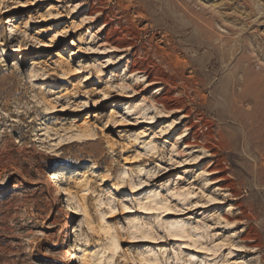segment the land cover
I'll return each instance as SVG.
<instances>
[{
  "label": "rangeland",
  "instance_id": "obj_1",
  "mask_svg": "<svg viewBox=\"0 0 264 264\" xmlns=\"http://www.w3.org/2000/svg\"><path fill=\"white\" fill-rule=\"evenodd\" d=\"M155 257L264 264V0H0V264Z\"/></svg>",
  "mask_w": 264,
  "mask_h": 264
},
{
  "label": "bare ground",
  "instance_id": "obj_2",
  "mask_svg": "<svg viewBox=\"0 0 264 264\" xmlns=\"http://www.w3.org/2000/svg\"><path fill=\"white\" fill-rule=\"evenodd\" d=\"M94 8V7H93ZM204 9H205V7H203ZM119 13V12H118ZM100 14V13H99ZM214 17V16H213ZM116 18V17H115ZM216 19V18H215ZM218 19V18H217ZM194 21H195V23L197 24V22H200V23H203V25H205V26H211V21H208V20H204V18H203V16H201L200 14H195V16H194ZM197 21V22H196ZM219 21V20H218ZM118 22V21H117ZM117 22L115 23V24H117ZM220 22V21H219ZM127 28V27H126ZM122 31V30H121ZM126 33V32H125ZM106 41H107V43L109 44V42H110V40H109V38H107L106 39ZM120 41V40H119ZM118 41V42H119ZM117 42V41H116ZM24 41L22 40V39H18L15 43H14V49H13V52H15V53H17V54H19V53H21V51L23 50V47H24ZM109 45H112V44H109ZM108 45V46H109ZM127 49H129V48H125L124 47V49H121V52H124V51H126ZM117 50H109L108 52H116ZM1 54H2V56H4V57H9V55L7 54V52H5V50H4V48H1ZM159 57V56H158ZM160 62H163V64H164V66H169V64L166 62V60L164 59H161V61ZM170 63V62H169ZM157 65V64H156ZM154 66V65H153ZM159 66V65H158ZM169 68V67H168ZM180 73V72H179ZM179 73H177V75L179 74ZM138 74H143L144 75V72H138ZM175 74V73H174ZM181 75V74H180ZM179 75V76H180ZM145 76V75H144ZM146 77V76H145ZM178 78V76L176 77V79ZM173 79V78H172ZM179 79V84L178 85H180L183 89H184V91H188V86L186 85V83H188V84H190L189 82H191V80L190 79H183V78H181V77H179L178 78ZM256 79V78H255ZM152 82V81H151ZM148 83V86L150 87L151 85H158V84H163L165 81H164V79H154L153 80V82L152 83ZM163 82V83H162ZM174 82V81H173ZM167 83L168 84H170V82L169 81H167ZM176 83V82H175ZM175 83H173L172 85H173V87L174 86H176L177 87V84H175ZM255 83V82H254ZM248 85V84H247ZM193 88V87H192ZM192 88H191V91H193L192 90ZM178 90V89H177ZM190 90L188 91L189 93L191 92ZM170 92V91H169ZM194 92H195V90H194ZM168 93V92H167ZM179 93V92H178ZM166 94V93H165ZM192 94H196V93H192ZM164 95V94H163ZM171 95V94H170ZM182 95H184L182 92L181 93H179V95L178 96H182ZM190 95V94H189ZM197 96V94L195 95V96H191V97H193V100H195V97ZM158 99H161V98H158ZM170 100H171V98L170 97H167V98H163V100L162 101H157L158 103L157 104H161L162 106H163V108L165 107L166 108V106H168L167 105V103H165V101H169L170 102ZM174 105V104H173ZM178 108V107H177ZM183 108V107H182ZM181 108V109H182ZM184 109V108H183ZM179 110V109H178ZM178 112V111H177ZM181 111L179 110V113H180ZM189 114V113H188ZM185 116V115H184ZM189 116V118H190V115H188ZM188 116H185L184 117V119L185 118H188ZM153 122H148V124H152ZM204 138H205V136H204ZM204 138H201L200 140L201 141H198L197 140V138L196 137H193V140L194 141H197L196 143H198V142H202L201 144L202 145H196V146H194V145H192V146H194V147H199V148H202V146H203V144H205L204 142H207V140L208 139H205L204 140ZM199 144V143H198ZM186 148H192L191 147V145H187L186 146ZM204 148V147H203ZM49 179H53L54 180V183L51 185V187L52 188H54L55 187V189H56V191L58 192V191H60V186H59V183L57 184L56 183V176H54V173H50L49 174ZM214 184V183H213ZM113 189H114V191H117V192H119V189H117V187H115V185L113 186ZM150 202L148 203V205H145V207H143L142 209H144V210H146V211H155V210H165V213H168V212H170L171 210H170V207H163V206H161L162 204L161 203H159V202H157L155 199H154V197H149V198H147ZM113 202V201H112ZM108 206L111 208V213H114L115 212V210H114V208L112 207V205H111V203H110V205L108 204ZM205 208H207V207H205ZM127 209V208H126ZM86 213V212H85ZM169 214V213H168ZM104 216H106V215H103V217ZM104 220H106V219H104ZM106 223H104V225H105ZM166 231H167V234H168V237H169V240L170 241H180V240H183V239H185V238H192V237H190L189 236V232H188V230H187V227L186 226H182L179 222H176V223H171V224H168V225H166ZM103 231H105L106 233H110L111 232V230H113V228L112 227H109V228H107V229H102ZM133 230L135 231L134 233H132V236H133V239H143V242H147V243H149V244H154L155 243V241H154V239H155V237L157 236V235H154L153 233H151V232H148L147 230H144V229H142V228H138V226H134L133 227ZM138 235H140L139 237H138ZM112 238H111V240H110V242L112 243V246H113V248L117 251L118 250V240H117V236L116 235H112L111 236ZM138 242H142V241H138ZM195 244H197V243H195ZM112 248V251H113V253L115 252L114 251V249ZM241 248V247H240ZM234 250H237V252H243V250H241V249H234ZM104 252V251H103ZM73 256V258H76L75 257V255H72ZM86 258H87V260L89 261V258H88V254H86ZM113 259H114V257H112ZM111 258V259H112ZM148 262H150L151 264H160L159 263V259L157 258V257H155V261H151V260H147Z\"/></svg>",
  "mask_w": 264,
  "mask_h": 264
}]
</instances>
